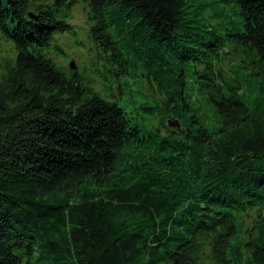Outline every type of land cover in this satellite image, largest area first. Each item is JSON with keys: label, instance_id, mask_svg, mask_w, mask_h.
Here are the masks:
<instances>
[{"label": "trees", "instance_id": "16d2710c", "mask_svg": "<svg viewBox=\"0 0 264 264\" xmlns=\"http://www.w3.org/2000/svg\"><path fill=\"white\" fill-rule=\"evenodd\" d=\"M0 264H264V0H0Z\"/></svg>", "mask_w": 264, "mask_h": 264}, {"label": "rangeland", "instance_id": "374dc122", "mask_svg": "<svg viewBox=\"0 0 264 264\" xmlns=\"http://www.w3.org/2000/svg\"><path fill=\"white\" fill-rule=\"evenodd\" d=\"M71 16L70 23L73 25L74 34L57 36L55 43L57 47L52 49L50 55L63 71L71 70L80 75L89 76L98 82L97 88H100V81L94 70V67L99 66H96L98 53L96 46L88 37L87 12L83 5H78L73 9ZM3 50L9 52L10 46L4 47ZM134 122L142 124V120L137 116L134 118Z\"/></svg>", "mask_w": 264, "mask_h": 264}, {"label": "water", "instance_id": "95a60500", "mask_svg": "<svg viewBox=\"0 0 264 264\" xmlns=\"http://www.w3.org/2000/svg\"><path fill=\"white\" fill-rule=\"evenodd\" d=\"M29 18L31 20H34V21H37L38 20V18L34 14H32V13L29 14ZM71 68L73 69L74 67L72 66Z\"/></svg>", "mask_w": 264, "mask_h": 264}]
</instances>
